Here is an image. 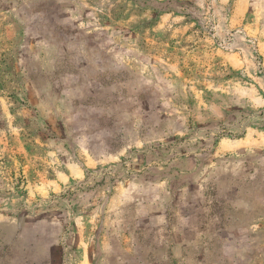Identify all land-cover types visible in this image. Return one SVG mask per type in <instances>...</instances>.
Segmentation results:
<instances>
[{"label": "rangeland", "instance_id": "obj_1", "mask_svg": "<svg viewBox=\"0 0 264 264\" xmlns=\"http://www.w3.org/2000/svg\"><path fill=\"white\" fill-rule=\"evenodd\" d=\"M0 264H264V0H0Z\"/></svg>", "mask_w": 264, "mask_h": 264}]
</instances>
